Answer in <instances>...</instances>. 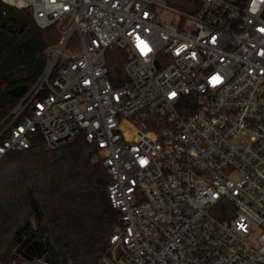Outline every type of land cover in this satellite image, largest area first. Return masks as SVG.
Returning a JSON list of instances; mask_svg holds the SVG:
<instances>
[{"label": "built area", "instance_id": "1", "mask_svg": "<svg viewBox=\"0 0 264 264\" xmlns=\"http://www.w3.org/2000/svg\"><path fill=\"white\" fill-rule=\"evenodd\" d=\"M1 2L60 40L0 125V160L33 134L94 146L120 223L95 264H264V0Z\"/></svg>", "mask_w": 264, "mask_h": 264}, {"label": "trees", "instance_id": "2", "mask_svg": "<svg viewBox=\"0 0 264 264\" xmlns=\"http://www.w3.org/2000/svg\"><path fill=\"white\" fill-rule=\"evenodd\" d=\"M59 40L54 28L39 30L29 10L0 0V125L42 73L45 51ZM106 59L110 74L121 77L123 55L108 51ZM30 141L28 149L0 160V264H33L21 256L33 243L50 264H95L109 257L119 214L107 197L109 176L90 160L94 146L78 138L47 151L39 134Z\"/></svg>", "mask_w": 264, "mask_h": 264}, {"label": "water", "instance_id": "3", "mask_svg": "<svg viewBox=\"0 0 264 264\" xmlns=\"http://www.w3.org/2000/svg\"><path fill=\"white\" fill-rule=\"evenodd\" d=\"M21 95L22 92L17 94L18 97ZM21 256L27 261L32 262L34 259L42 257L41 248L36 243H33L32 245H28L27 248L21 252ZM44 260L46 263L50 264L47 256H45Z\"/></svg>", "mask_w": 264, "mask_h": 264}, {"label": "snow or ice", "instance_id": "4", "mask_svg": "<svg viewBox=\"0 0 264 264\" xmlns=\"http://www.w3.org/2000/svg\"><path fill=\"white\" fill-rule=\"evenodd\" d=\"M261 31H264V29H261ZM136 39H137V48L140 50L141 54L147 55V53L151 51V49L148 47L147 43H145V41H143L139 36H137ZM213 39H215V38H213ZM219 82H220L219 77H214L212 80L213 84L219 83ZM171 95L174 96L175 93H172Z\"/></svg>", "mask_w": 264, "mask_h": 264}, {"label": "rangeland", "instance_id": "5", "mask_svg": "<svg viewBox=\"0 0 264 264\" xmlns=\"http://www.w3.org/2000/svg\"><path fill=\"white\" fill-rule=\"evenodd\" d=\"M90 158H91V159H96L95 156H94V153L91 154V157H90ZM91 159H90V160H91Z\"/></svg>", "mask_w": 264, "mask_h": 264}]
</instances>
